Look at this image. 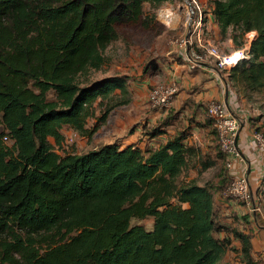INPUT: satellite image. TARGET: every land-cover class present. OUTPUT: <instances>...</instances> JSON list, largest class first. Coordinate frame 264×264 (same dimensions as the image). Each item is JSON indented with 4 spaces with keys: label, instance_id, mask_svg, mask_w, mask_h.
I'll return each instance as SVG.
<instances>
[{
    "label": "trees",
    "instance_id": "trees-1",
    "mask_svg": "<svg viewBox=\"0 0 264 264\" xmlns=\"http://www.w3.org/2000/svg\"><path fill=\"white\" fill-rule=\"evenodd\" d=\"M152 1L163 0H0V264L261 261L250 232L219 223L214 195L227 183L224 173L213 184L181 178L197 162L185 132L146 149L116 142L62 155L54 149L64 127L89 138L110 111L130 102L123 77L85 76L106 62L117 26L139 22ZM209 13L221 39L236 47L255 32L247 56L228 73L248 100L264 89V0H212ZM96 106L102 114L87 127ZM169 118L144 133L155 136ZM220 153L200 160L202 168L224 160ZM146 217L150 229L131 224Z\"/></svg>",
    "mask_w": 264,
    "mask_h": 264
},
{
    "label": "rangeland",
    "instance_id": "rangeland-1",
    "mask_svg": "<svg viewBox=\"0 0 264 264\" xmlns=\"http://www.w3.org/2000/svg\"><path fill=\"white\" fill-rule=\"evenodd\" d=\"M210 1L186 0L183 5L179 0H163L159 3L154 1L144 2L143 15L139 22L118 25V38L104 50L106 62L100 69L91 70L85 78L95 80L105 76L123 77L125 84L131 91L130 102L117 106L110 111L106 120L99 123L97 130L89 138L80 136L69 127H64L62 130L64 140L61 145L55 146L54 149L61 155L70 151L84 152L105 142L123 143L125 140L132 138L131 134L146 120L141 103L146 97L149 106L148 93L150 88L166 83L167 71L171 69V65L183 63L182 58L184 57L185 46L182 40L186 37H189L192 41L195 40L196 32H193V30L199 13L202 15L201 38L203 40L210 39L206 35L208 31L205 24L206 11ZM248 36H250L249 33ZM213 44L217 45L222 52H228L227 43L219 42ZM193 49L195 50L196 48L193 46ZM223 72L225 71L223 70ZM226 76L228 77V74ZM116 92L119 93V90L117 89ZM51 96L52 93H49L48 97L51 98ZM170 106L159 110L149 107V111L164 112L169 110ZM241 109L248 113L249 124L264 132V89L254 93L248 100L242 101ZM101 114L102 108L96 106L95 115L88 119L87 127H91L95 122L99 121L98 118H100ZM169 114L168 112L165 117H161L159 120L166 118ZM133 136H135L133 139L136 138L135 140H138L139 135ZM70 137L73 138L72 141H69ZM50 141L53 143L52 138H50ZM5 142L8 145L11 144L9 141ZM220 154L219 149H217L215 155L219 157ZM197 171V179L199 181H206L212 184L215 183L216 175L224 173L222 162L218 161L203 172ZM188 177L189 170L184 172L181 178L187 179ZM217 211L218 215L221 212L220 224L228 227L235 226L232 222L229 223L226 220L227 216L223 215L224 212L221 209H217ZM256 217L257 226H264V201H262L261 212L256 214ZM152 220V217L133 218L131 224H142L146 229H150ZM243 220L245 224L248 223L245 219ZM236 257L232 252L228 255L231 263L237 261ZM258 264H264V261H258Z\"/></svg>",
    "mask_w": 264,
    "mask_h": 264
},
{
    "label": "crops",
    "instance_id": "crops-1",
    "mask_svg": "<svg viewBox=\"0 0 264 264\" xmlns=\"http://www.w3.org/2000/svg\"><path fill=\"white\" fill-rule=\"evenodd\" d=\"M212 0L209 2L206 11V30L208 31V38L213 43L225 42L228 46V52H231L238 47L233 44L230 38L221 39L219 28L213 22L209 13ZM255 36L254 31L247 32V34ZM251 39V40H252ZM249 48V46H248ZM181 64L174 63L171 69L167 71L166 82L174 81L178 85L177 93L171 103L170 109L164 112L149 111L147 99L141 103L142 111H144L145 121L140 127L131 134L132 138L125 140V142H116L120 147L133 144L141 149L157 147L173 137L176 133L185 132L184 144L192 147L197 155V162L194 167L189 169V178L197 179V170L204 171L200 164L201 161H208L215 159L214 155L217 152L218 146L215 134L212 131L209 118L206 114V104L209 100H224L227 102L229 109L237 114L241 119L240 131L238 133L237 144L241 150L244 161H234L232 168L227 170L224 167V160L222 167L226 181L232 174L245 173L249 179L250 185L254 191H260L262 188L260 177L262 155L261 151L254 146L251 132L254 127L248 122V113L241 109L242 99L239 97L236 88L228 80L226 74L229 71H220L214 66L213 60L206 57L205 61L194 69H189L184 59ZM171 70V71H170ZM168 112L170 118L167 123L160 127V132L153 137L144 133L145 128L154 126L157 120L165 117ZM150 125V126H149ZM133 135H139L138 140L133 139ZM113 141H109L110 143ZM106 143V142H105ZM78 152V151H77ZM216 156V155H215ZM209 168V167H207ZM220 177L216 175L215 182L219 181ZM199 184H204L206 181H199ZM214 202L219 205L223 215H226V220L239 229L245 232H250L252 235L250 242L252 245V255L254 258H259L264 261V226H257L256 214L249 212L245 205L234 202H224L218 192L214 195ZM245 219L248 223L245 224ZM230 224V225H232ZM228 227V226H227ZM235 247L239 248L238 240H233ZM233 253V252H232ZM228 254L226 255V257Z\"/></svg>",
    "mask_w": 264,
    "mask_h": 264
},
{
    "label": "built area",
    "instance_id": "built-area-1",
    "mask_svg": "<svg viewBox=\"0 0 264 264\" xmlns=\"http://www.w3.org/2000/svg\"><path fill=\"white\" fill-rule=\"evenodd\" d=\"M202 15L199 13L193 32H196L195 40L186 37L182 40L184 49V61L190 69H194L205 61L206 57L213 60V64L220 71H230L231 68L247 56L248 46L252 36L245 34L244 44L231 51L222 52L217 45L209 39L203 40L200 35ZM193 46L196 48L193 49ZM178 85L176 82H166L150 88L148 93L149 107L159 110L168 108L176 95ZM206 113L210 120L211 128L215 132L220 151L224 155V167L232 168L234 161H244V156L237 144L240 131L241 119L233 113L224 100H209L206 104ZM251 138L254 146L261 151L262 161L260 170V181L264 179V132L253 130ZM5 139V138H4ZM73 138L70 137L69 141ZM220 198L227 203H242L252 214L261 212L259 194L250 185L247 175L243 173L232 174L228 177L226 185L219 192Z\"/></svg>",
    "mask_w": 264,
    "mask_h": 264
}]
</instances>
